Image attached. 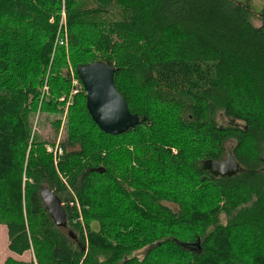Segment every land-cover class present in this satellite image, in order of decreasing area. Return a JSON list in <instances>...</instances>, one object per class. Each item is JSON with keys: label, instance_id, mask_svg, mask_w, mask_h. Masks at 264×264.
Here are the masks:
<instances>
[{"label": "trees", "instance_id": "1", "mask_svg": "<svg viewBox=\"0 0 264 264\" xmlns=\"http://www.w3.org/2000/svg\"><path fill=\"white\" fill-rule=\"evenodd\" d=\"M64 1L63 25L61 0H0V226L11 253L30 254L5 264H264V9ZM97 62L141 119L118 136L93 121L76 73ZM69 100L55 168L45 147ZM37 112L52 143L33 134ZM228 153L235 176L203 169ZM42 188L64 204L66 229Z\"/></svg>", "mask_w": 264, "mask_h": 264}, {"label": "water", "instance_id": "2", "mask_svg": "<svg viewBox=\"0 0 264 264\" xmlns=\"http://www.w3.org/2000/svg\"><path fill=\"white\" fill-rule=\"evenodd\" d=\"M115 68L104 63L81 65L77 76L85 91L89 115L101 131L118 136L134 129L141 123L137 115L131 114L125 99L114 83ZM146 120L143 118L142 121ZM203 169L215 177H233L239 172V164L231 153L222 161H206ZM41 200L57 227L66 229L67 216L60 198L51 190L42 188ZM75 238L72 232L69 233Z\"/></svg>", "mask_w": 264, "mask_h": 264}, {"label": "rangeland", "instance_id": "3", "mask_svg": "<svg viewBox=\"0 0 264 264\" xmlns=\"http://www.w3.org/2000/svg\"><path fill=\"white\" fill-rule=\"evenodd\" d=\"M237 1H249L250 2V4H251V6H252V8H253V11H254V13H260L263 9H264V0H237ZM254 24H255V26H257V27H260L262 24H261V22H259L258 20H255L254 21ZM49 74H50V72H47V76H46V78H45V80H44V82H43V85H42V87H41V89H43V87H45L46 86V84L48 85V79H49ZM73 85V84H72ZM74 86V85H73ZM48 87H49V85H48ZM75 87H77V89L79 90L80 89V85H79V83H78V85H76ZM40 89V90H41ZM77 90V91H78ZM41 93V92H40ZM74 94V93H73ZM49 96V95H48ZM47 97V96H46ZM45 97V98H46ZM65 99L64 98H62L60 101H64ZM69 105H71V100H69V102L66 104V108L64 109V113H63V115H62V119H65V122H66V120H67V114H68V107H69ZM67 112V113H66ZM37 118H39V120H38V126L36 127V130H35V132L34 133H36V134H40V138H42L44 141L45 140H47V142H50V143H52L54 140H55V133H54V129H53V127H52V124H51V121H44V119H45V115L44 116H42L41 117V113H39V112H37L36 113V115H35V117H34V121L37 119ZM40 118H41V121H40ZM53 117H48V119H52ZM65 122H64V125H65ZM224 123H226V120L225 121H223ZM61 125H62V120H61ZM59 132H60V130H59ZM59 132H58V135L56 136L57 138H56V141H57V139H58V136H59ZM33 133V134H34ZM64 133H65V129L64 128H62L61 129V135H60V138H61V141H62V139H63V135H64ZM56 141H55V143H56ZM46 149V148H45ZM54 166H55V168L57 167L56 165H55V163H54ZM64 181V180H63ZM94 228H96V227H94ZM0 230H2V232H3V234H0V264H5V262H4V258L5 257H7L8 258V256H13L15 259H17V260H24L25 259V257H27L28 255H26L25 257H23V258H19V257H21V256H17V255H12L10 252H9V250H8V248H7V243H8V237H7V229H6V227L5 226H0ZM5 255V256H4ZM28 259H29V257H28Z\"/></svg>", "mask_w": 264, "mask_h": 264}, {"label": "built area", "instance_id": "4", "mask_svg": "<svg viewBox=\"0 0 264 264\" xmlns=\"http://www.w3.org/2000/svg\"><path fill=\"white\" fill-rule=\"evenodd\" d=\"M61 2L63 3V10H62V24L64 25L65 23V1L64 0H61ZM66 43V42H65ZM61 45H64V42H60ZM70 77L73 81V84L74 85H77V80L75 79V74L73 72V70L70 68ZM48 91H49V87L48 85L46 84L45 87H43V89H41V93H42V97L46 96L48 94ZM38 120L39 118H37L35 121H34V127H33V133L35 132L36 130V127L38 126ZM64 122H65V119H62V125H61V129L64 128ZM61 129H60V132H59V136H58V139L56 141V143L54 145H47L45 148H46V152L50 155L53 156V161L55 163V165L58 167V164L61 160V158L63 157L64 155V149L62 147V141H61V138H60V135H61ZM56 167V168H57ZM65 182V180H64ZM76 204V207L80 210V206L78 204V202H75ZM64 205V204H63ZM73 205V204H71Z\"/></svg>", "mask_w": 264, "mask_h": 264}, {"label": "crops", "instance_id": "5", "mask_svg": "<svg viewBox=\"0 0 264 264\" xmlns=\"http://www.w3.org/2000/svg\"><path fill=\"white\" fill-rule=\"evenodd\" d=\"M0 234H3V232H2V230H0ZM7 237H8V234H7ZM8 246H9V239H8V243H7V248H8ZM8 250H9V248H8ZM10 252V251H9ZM11 253V252H10ZM12 255H14L13 253H11ZM26 255H28L27 257H25ZM5 256V255H4ZM9 257H12V258H14L13 256H8V258ZM23 257H25V259L24 260H29L30 259V254H25V255H23V256H21V257H19V258H23ZM28 257H29V259H28ZM7 257H5L4 258V262L8 259ZM15 259V258H14ZM17 260V259H16Z\"/></svg>", "mask_w": 264, "mask_h": 264}, {"label": "bare ground", "instance_id": "6", "mask_svg": "<svg viewBox=\"0 0 264 264\" xmlns=\"http://www.w3.org/2000/svg\"><path fill=\"white\" fill-rule=\"evenodd\" d=\"M72 84H73V81H72ZM74 85V84H73ZM77 85H78V81H77ZM74 86H76V85H74ZM83 87V86H82ZM78 91L77 90H75L73 93L74 94H76ZM67 113V112H66Z\"/></svg>", "mask_w": 264, "mask_h": 264}]
</instances>
